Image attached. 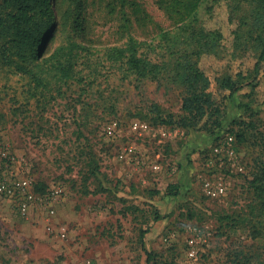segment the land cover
Returning a JSON list of instances; mask_svg holds the SVG:
<instances>
[{
  "label": "rangeland",
  "instance_id": "1",
  "mask_svg": "<svg viewBox=\"0 0 264 264\" xmlns=\"http://www.w3.org/2000/svg\"><path fill=\"white\" fill-rule=\"evenodd\" d=\"M195 1L50 0L55 38L45 57L61 58L71 42L90 48L78 51L74 77L57 81L49 60L23 65L12 54L0 63V177H31L41 194L63 189L54 214L44 207L22 216L17 201L0 194V264H146L144 247L163 256V264H264L258 169L264 160V72L255 89L247 80L223 102L222 128L208 118L183 128L176 124L184 114L178 89L106 59L107 49L125 44L131 33L145 56L173 61L163 32L191 20L186 15ZM213 6L201 17L208 28L222 30L223 47L203 57L201 66L222 98L229 93H220L217 78L249 74L256 59L233 46L236 25L227 5ZM29 69L47 85L36 88ZM161 119L172 123L154 124ZM112 120L122 131L111 136L106 125ZM137 120L172 128L173 135L135 133L130 126ZM230 137L235 156L220 160L215 148ZM130 146L144 154L145 164L120 159ZM5 154L15 162L8 165ZM154 160L162 171L151 168ZM208 180L223 181L225 193L210 195Z\"/></svg>",
  "mask_w": 264,
  "mask_h": 264
},
{
  "label": "trees",
  "instance_id": "2",
  "mask_svg": "<svg viewBox=\"0 0 264 264\" xmlns=\"http://www.w3.org/2000/svg\"><path fill=\"white\" fill-rule=\"evenodd\" d=\"M50 0H0V63L9 61L12 54L21 58L23 65L31 60L52 62L57 69V81L67 82L74 77L80 52H89L88 46L71 42L65 47L66 52L61 58L51 55L45 57L52 40L55 38V21L50 17ZM223 2L229 10V19L236 25L234 30L235 49L255 55V66L251 73L225 74L217 78L220 93L228 92L219 98L211 89L212 80L201 66V60L206 56H217L223 47L224 34L221 29H211L206 26L201 15L203 9L213 11L214 4ZM52 13V12H51ZM67 13V12H66ZM54 15V13H53ZM79 15V13H77ZM192 17L188 22L179 24L170 31H164L167 46L172 49L173 61L154 59L145 56L139 47L140 43L133 36L120 46L110 47L106 58L112 62H121L119 68L138 75L142 79L155 82L160 87H172L180 91L184 114L176 124L183 128H194L205 118L213 119V125L222 128L219 119L222 104L233 94L240 91L246 81L258 85V75L264 72V0H196L187 15ZM76 17V32L81 33V23ZM2 43V44H1ZM50 58V59H49ZM28 70V69H27ZM35 87L47 85L44 78L29 69ZM253 73L255 75H253ZM223 100V101H222ZM172 121H156L155 125H168ZM246 124V122H243ZM215 133L219 134V130ZM245 132L236 134L239 143L245 141ZM260 176L264 182V160L258 162ZM172 192L178 194V189L171 186ZM38 193L44 192L38 185ZM147 231L142 230L140 239L144 246ZM146 264H163L161 255L147 250Z\"/></svg>",
  "mask_w": 264,
  "mask_h": 264
},
{
  "label": "built area",
  "instance_id": "3",
  "mask_svg": "<svg viewBox=\"0 0 264 264\" xmlns=\"http://www.w3.org/2000/svg\"><path fill=\"white\" fill-rule=\"evenodd\" d=\"M106 130L112 136L120 133L122 127L119 121L112 120L106 125ZM130 130L140 135H151L153 131H156V135H159L161 138H169L174 132L172 128L167 126H161L156 129L149 123L139 120L131 123ZM231 140H233V137H230L226 144L215 148L214 155H218L220 160L231 158L233 155L235 156V150L231 147ZM5 155L7 156V154ZM143 156L144 154L142 152L139 153L135 146L125 148L119 155L121 160L130 158L136 161L139 166L145 164ZM7 158L10 160L8 165L15 162L9 156ZM157 158L159 159L160 155H157ZM151 168L156 172L163 170L158 160L151 162ZM205 186L207 187L208 193L212 196H221L226 191L223 181H219V184H214L208 180L205 182ZM62 192L63 189L59 187L52 192L49 191L46 194H39L34 189V181L31 177L14 178L13 176L7 177L5 175L0 177V194L15 199L18 203V212L22 216H28L34 210L44 207L49 209L51 214H54V203L62 196ZM63 235L66 234L63 233ZM193 244L194 240L191 242L192 247H194ZM192 254H195L194 248L192 249Z\"/></svg>",
  "mask_w": 264,
  "mask_h": 264
}]
</instances>
